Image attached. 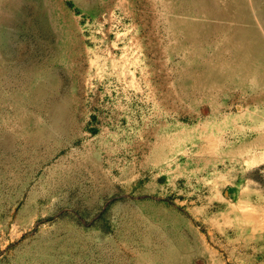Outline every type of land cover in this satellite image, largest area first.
<instances>
[{"label": "rangeland", "instance_id": "rangeland-1", "mask_svg": "<svg viewBox=\"0 0 264 264\" xmlns=\"http://www.w3.org/2000/svg\"><path fill=\"white\" fill-rule=\"evenodd\" d=\"M200 1L0 0V264H264V0Z\"/></svg>", "mask_w": 264, "mask_h": 264}, {"label": "bare ground", "instance_id": "bare-ground-1", "mask_svg": "<svg viewBox=\"0 0 264 264\" xmlns=\"http://www.w3.org/2000/svg\"><path fill=\"white\" fill-rule=\"evenodd\" d=\"M93 1V0H92ZM180 1H182L181 3H183L184 4V0H180ZM207 1V0H206ZM240 0H233V4H232V6H227V7H223V9H226V8H229V9H231V12L234 14V12H236V8H238V9H241V11H242V13L245 11V7L243 6V4H239V5H237V3L239 2ZM250 1V0H249ZM78 2V1H77ZM90 2V1H89ZM200 2H205V0H201ZM241 3H242V1H240ZM259 2V1H258ZM188 3H190L189 5L190 6H188ZM246 3V2H245ZM91 4V3H90ZM96 4H98V3H96ZM100 4V3H99ZM211 4V3H210ZM247 4V3H246ZM250 4H251V2H250ZM206 5V6H205ZM205 5H202V4H199V0H185V5H183V6H185V8H194V7H196L197 8V12L198 13H200V14H202V12H201V9H203L202 11H204V10H206V8H207V10L206 11H204L203 13L204 14H207V15H215V16H226V14L224 13V12H220V13H216V12H214L212 9H211V7H210V5H209V3H206ZM248 5V4H247ZM263 5H264V3H263ZM45 6H47V5H45ZM208 6V7H207ZM38 7V6H37ZM177 7V6H176ZM236 7V8H235ZM49 8V7H48ZM101 8H102V5H101ZM178 8V7H177ZM247 8V7H246ZM261 8V7H260ZM173 9V8H172ZM53 10V9H52ZM174 10V9H173ZM42 11V10H41ZM40 11V12H41ZM256 11V10H255ZM50 12V11H49ZM174 12V11H173ZM177 12V11H176ZM239 12V11H238ZM237 12V13H238ZM175 13V12H174ZM240 13V12H239ZM247 13V12H246ZM260 13H262V10L260 11ZM260 13H258L257 12V15L258 14H260ZM55 15V14H54ZM246 15V14H245ZM252 15V14H251ZM248 16V15H247ZM254 16V15H253ZM42 17V16H41ZM51 17V16H50ZM250 17V16H249ZM262 17V16H261ZM260 17V18H261ZM52 18V17H51ZM171 18V17H170ZM197 18V17H196ZM227 18V17H226ZM263 18V17H262ZM44 19V18H43ZM245 20H246V18H244ZM253 19V18H252ZM251 19V20H252ZM259 19V18H258ZM36 20V19H35ZM34 20V21H35ZM52 20V19H51ZM55 20V19H54ZM202 20V19H201ZM225 20V19H224ZM223 20V21H224ZM256 20V19H255ZM228 21V20H227ZM226 21V22H227ZM37 22V21H36ZM41 22V21H40ZM61 22V21H60ZM255 22V21H254ZM172 23H173V25H177V26H182V25H184L185 27H184V29H185V31L187 32V34H186V37H187V39H192V37H191V35L190 34H192L193 35V32H194V23H192V22H190V21H188V20H180V19H178V18H174L173 19V21H172ZM171 23V24H172ZM246 23H247V21H246ZM253 23V22H252ZM36 24V23H35ZM199 24V23H198ZM223 24V23H222ZM261 25H262V23H260ZM264 24V23H263ZM36 25H38V24H36ZM46 25H47V23H46ZM225 25V24H224ZM235 25V24H234ZM41 26V25H40ZM43 26V25H42ZM48 26V25H47ZM60 26V25H59ZM68 26H69V24H68ZM229 27V26H228ZM37 28V27H36ZM251 28V27H250ZM250 28H248L249 30L247 31V30H245L244 28H242V29H240V27H237L235 30H236V33H237V39L240 41L239 43H237V44H235L234 45V47H235V49L236 50H238L239 49V51H240V54L238 55V54H236L238 57H237V61L238 62H236L237 63V65H235L234 63H233V65H235V68H238L239 70H241V71H243V72H246V71H248V72H250V73H253V74H257L258 72H259V69H264V64L263 65H260V66H256V68L254 69V70H250L249 68H253L254 66H252V65H250V66H248V64L249 63H252V62H249L248 60H245V57H246V59H248L249 57H251V49H250V44L249 43H247V42H250L251 41V39H248L247 38V40H245V41H242L241 42V38H242V36L244 35V33H245V35H246V37H248V36H253V33H252V31H251V29ZM219 30H222V27H219L218 28ZM233 29H234V26H233ZM256 29V28H255ZM235 30H234V33H235ZM258 30V29H257ZM37 31V30H36ZM44 31V30H43ZM59 31V30H58ZM262 31V30H261ZM62 32V31H61ZM73 32V31H72ZM63 33V32H62ZM39 34V33H38ZM57 35V34H56ZM59 35V34H58ZM65 35V34H64ZM74 35V34H73ZM234 35V34H233ZM240 35V36H239ZM63 36V35H62ZM236 36V35H235ZM254 37V36H253ZM258 37V36H257ZM262 37V36H261ZM29 39V38H28ZM57 39V38H56ZM66 39V38H65ZM196 39V38H195ZM203 39V38H202ZM216 39V38H215ZM235 39V38H234ZM246 39V38H245ZM69 40V39H68ZM71 40V39H70ZM73 40V39H72ZM35 41V40H34ZM81 41V40H80ZM50 42H51V40H50ZM67 42V41H66ZM72 42V41H71ZM76 42V41H75ZM183 42V41H182ZM252 42V41H251ZM212 43V42H211ZM223 43V42H222ZM195 44V43H194ZM193 44V45H194ZM60 45V44H59ZM67 45V44H66ZM32 46V45H31ZM51 46V45H50ZM203 46V45H202ZM211 46V45H210ZM222 46V45H221ZM224 46V45H223ZM35 47V46H34ZM31 48V47H30ZM224 48V47H223ZM42 49H43V47H42ZM180 49V48H179ZM211 49V48H210ZM229 51V50H228ZM59 52V51H58ZM57 52V53H58ZM174 52V51H173ZM231 52V51H230ZM29 53V52H28ZM35 53V52H34ZM204 53V52H203ZM216 53V52H215ZM72 54V53H71ZM178 54V53H177ZM194 54H197V55H200V54H202V53H199V52H194ZM205 54V53H204ZM232 55V54H231ZM62 56V55H61ZM225 56V55H224ZM230 57H232V56H230ZM193 58V57H192ZM195 58V57H194ZM224 58V57H223ZM212 59V58H211ZM258 60V59H257ZM198 61V60H197ZM215 61V60H214ZM222 61V60H221ZM220 61V62H221ZM251 61V60H250ZM252 61H254V60H252ZM196 62V61H195ZM201 62H203V61H201ZM228 62V61H227ZM189 63V62H188ZM215 63V62H214ZM199 64V63H198ZM206 64V63H205ZM194 65V64H193ZM209 65V64H208ZM215 65V64H214ZM216 65H217V61H216ZM227 65V64H226ZM31 66H33V65H31ZM183 66V65H182ZM188 66H189V64H188ZM207 66V65H206ZM211 66V65H210ZM228 66V65H227ZM247 66H248V68H247ZM28 67V66H27ZM36 67V66H35ZM31 68V67H30ZM33 68V67H32ZM56 68V67H55ZM206 68V67H205ZM208 68H209V66H208ZM29 69V68H28ZM192 69V68H191ZM195 69V68H194ZM207 69V68H206ZM249 69V70H248ZM31 70V69H30ZM41 70V69H40ZM208 70V69H207ZM261 70V71H262ZM39 71V70H38ZM44 71V70H43ZM42 71V72H43ZM203 71V70H202ZM40 72V71H39ZM214 72V71H213ZM209 73V72H208ZM211 73V72H210ZM238 73V72H237ZM40 74V73H39ZM44 74V73H43ZM228 74V73H227ZM244 74V73H243ZM180 75V74H179ZM251 75V74H250ZM40 76V75H39ZM228 76V75H227ZM254 76V75H253ZM259 76H261V75H259ZM47 77V76H46ZM256 77V76H255ZM41 78V77H40ZM39 78V79H40ZM44 78V77H43ZM259 78V77H258ZM262 78V77H261ZM38 79V78H37ZM181 79V78H180ZM239 79H240V77H239ZM229 80V79H228ZM244 80H245V78H244ZM256 81V80H255ZM46 82V81H45ZM221 82H222V80H221ZM224 82V81H223ZM229 82V81H228ZM227 82V83H228ZM263 82V81H262ZM35 83V82H34ZM44 83V82H43ZM229 84V83H228ZM34 85V84H33ZM36 85V84H35ZM45 85V84H44ZM223 85V84H222ZM247 85V84H246ZM258 85V84H257ZM28 86V85H27ZM260 86V85H259ZM28 88V87H27ZM37 88V87H36ZM38 89H39V87H38ZM37 89V90H38ZM224 89V88H223ZM240 89V88H239ZM44 90V89H43ZM42 90V91H43ZM36 91V90H35ZM239 91V90H238ZM220 92V91H219ZM37 94V93H36ZM14 97V96H13ZM12 98V97H11ZM15 98V97H14ZM31 98V97H30ZM44 100V99H43ZM5 101V100H4ZM10 101H11V99H10ZM12 102V101H11ZM23 102V101H22ZM65 102H67V101H65ZM1 103V102H0ZM68 103V102H67ZM19 105V104H18ZM17 105V106H18ZM64 105H66V104H64ZM20 107V106H19ZM39 107V106H38ZM46 107V106H45ZM54 108V107H53ZM58 108V107H57ZM56 108V109H57ZM13 109H14V107H13ZM46 109V108H45ZM66 109H67V107H66ZM11 110H12V108H11ZM54 110V109H53ZM57 112V111H56ZM54 113V112H53ZM16 114V113H15ZM24 114H25V112H24ZM55 114V113H54ZM57 114V113H56ZM13 115V114H12ZM60 115V114H59ZM59 115H57V116H59ZM53 116V115H52ZM24 117V116H23ZM57 118H59V117H57ZM57 118H55V119H57ZM21 119V118H20ZM67 119V118H66ZM250 119V118H249ZM20 121V120H19ZM34 124V123H33ZM38 124V123H37ZM223 124V123H222ZM224 125H225V123H224ZM21 127V126H20ZM27 127V126H26ZM34 127V126H33ZM221 129V128H220ZM219 129V130H220ZM37 130V129H36ZM210 132H212V131H210ZM28 134V133H27ZM42 134H43V132H42ZM44 135V134H43ZM179 135V134H178ZM211 135V134H210ZM230 135V134H229ZM3 136V135H2ZM29 136H30V134H29ZM42 137H45V136H42ZM179 137V136H178ZM177 137V138H178ZM13 139V138H12ZM11 139V140H12ZM3 140V139H2ZM10 140V139H9ZM31 140V139H30ZM4 141H6L7 142V140H6V138H5V140ZM3 141V142H4ZM11 142V141H10ZM5 143V142H4ZM16 144V143H15ZM25 144V143H24ZM3 147V146H2ZM9 147V146H8ZM11 147V146H10ZM23 148V147H22ZM214 149H212V151H213ZM26 151V150H25ZM1 152H2V150H1ZM2 154V153H1ZM18 154V153H17ZM30 154V153H29ZM4 155V154H3ZM1 156V155H0ZM17 156V155H16ZM26 156V155H25ZM30 156V155H29ZM7 157V156H6ZM17 159V158H16ZM11 169V168H10ZM18 177V176H17ZM15 179V178H14ZM25 180V179H24ZM5 184V183H4ZM17 188V187H16ZM23 188H25V187H23ZM22 190V189H21ZM20 190V191H21ZM28 194V193H27ZM30 195V194H29ZM14 197V196H13ZM29 201V200H28ZM147 203V202H146ZM142 204V203H141ZM140 205V204H139ZM159 206V205H158ZM148 207V206H147ZM152 208V207H151ZM154 208V207H153ZM152 208V209H153ZM147 209V208H146ZM151 209V210H152ZM159 210V209H158ZM139 211V210H138ZM164 211H166V210H164ZM168 211V210H167ZM155 213V212H154ZM170 213V212H169ZM167 214V213H166ZM132 215V214H131ZM146 216H147V214H146ZM165 216V215H164ZM170 217V216H169ZM173 217V216H172ZM136 218V217H135ZM157 218V217H156ZM167 218V217H166ZM174 218H175V216H174ZM178 218H179V216H178ZM159 219V218H158ZM133 220V219H132ZM136 220V219H135ZM177 221V220H176ZM168 222V221H167ZM164 223H166V222H164ZM177 223V222H176ZM159 224H161V223H159ZM138 226V225H137ZM141 226V225H140ZM160 227H161V225H160ZM187 230H188V228H187ZM173 232V231H172ZM183 234V233H182ZM180 235V234H179ZM179 238H180V236H179ZM169 239V238H168ZM167 239V240H168ZM158 240V238L155 240V244L158 242L157 241ZM173 241V240H172ZM103 244V243H102ZM101 244V245H102ZM143 244H144V247H146V248H149V242L148 241H146V240H143ZM88 245V244H87ZM91 246V245H90ZM151 247V246H150ZM95 249V248H94ZM179 249V248H178ZM205 249V248H204ZM97 250H98V248H97ZM96 250V251H97ZM165 252L163 253L162 252V255L160 256V260L158 261V264H189V263H187V262H185V259H181L180 257H177V256H175V254L173 253V251H172V248L170 247V245H167L166 247H165ZM163 250V251H164ZM77 251V250H76ZM101 251V250H100ZM176 253V252H175ZM116 256V255H115ZM117 257V256H116ZM138 257V256H137ZM121 259V258H120ZM119 260V259H118ZM121 261V260H120ZM117 263V262H116ZM120 264V263H119ZM209 264V263H208Z\"/></svg>", "mask_w": 264, "mask_h": 264}, {"label": "crops", "instance_id": "crops-1", "mask_svg": "<svg viewBox=\"0 0 264 264\" xmlns=\"http://www.w3.org/2000/svg\"><path fill=\"white\" fill-rule=\"evenodd\" d=\"M251 29V31H252V33H253V36H248L247 38L248 39H251L252 41H260L261 40V38H260V35L258 34V30H256L255 28H250ZM245 30H249V29H245ZM258 36V37H257ZM245 38H246V35L244 36ZM243 37V38H244ZM247 38H246V40H247ZM251 49V48H250ZM251 51H252V49H251ZM253 53L251 52V55H252ZM250 62H253L252 60L250 61ZM253 65V64H252ZM254 66V65H253Z\"/></svg>", "mask_w": 264, "mask_h": 264}]
</instances>
